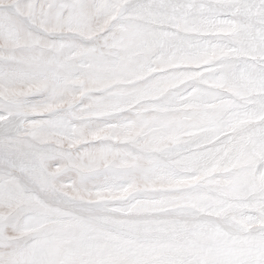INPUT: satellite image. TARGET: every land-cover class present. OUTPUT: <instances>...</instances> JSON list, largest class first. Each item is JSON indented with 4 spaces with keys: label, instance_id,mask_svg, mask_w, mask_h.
I'll return each mask as SVG.
<instances>
[{
    "label": "snow or ice",
    "instance_id": "1",
    "mask_svg": "<svg viewBox=\"0 0 264 264\" xmlns=\"http://www.w3.org/2000/svg\"><path fill=\"white\" fill-rule=\"evenodd\" d=\"M0 264H264V0H0Z\"/></svg>",
    "mask_w": 264,
    "mask_h": 264
}]
</instances>
